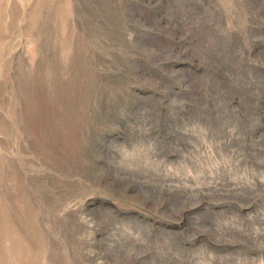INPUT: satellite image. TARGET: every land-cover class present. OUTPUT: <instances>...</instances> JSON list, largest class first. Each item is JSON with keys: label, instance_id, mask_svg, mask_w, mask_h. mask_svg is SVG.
Here are the masks:
<instances>
[{"label": "rangeland", "instance_id": "rangeland-1", "mask_svg": "<svg viewBox=\"0 0 264 264\" xmlns=\"http://www.w3.org/2000/svg\"><path fill=\"white\" fill-rule=\"evenodd\" d=\"M0 264H264V0H0Z\"/></svg>", "mask_w": 264, "mask_h": 264}]
</instances>
